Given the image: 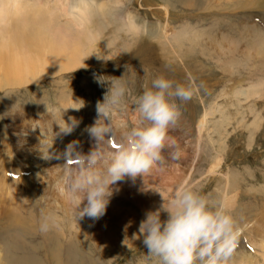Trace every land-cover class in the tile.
Listing matches in <instances>:
<instances>
[{
    "label": "rangeland",
    "instance_id": "374dc122",
    "mask_svg": "<svg viewBox=\"0 0 264 264\" xmlns=\"http://www.w3.org/2000/svg\"><path fill=\"white\" fill-rule=\"evenodd\" d=\"M15 1L27 4L28 27L37 32L29 38L60 43L64 56L77 55L74 59L76 67L63 73L51 71L52 66L47 70L36 67L33 72L37 75V82L0 88V159L8 156L12 161L9 156L11 149L8 148L11 136L6 120L17 113L31 136L38 135V128H31L36 126V120L41 123L49 120L51 124L52 119L62 125L61 119L72 117L79 122L73 129L72 138L61 133L59 125L52 122L58 133L52 147L62 154L65 137L78 141L79 134L87 132L86 126L92 125L97 118L96 104L102 102L108 90V82L98 84L94 74L104 75V79L116 77L124 84L126 93L113 117L124 120L127 125L131 124L128 114L134 112L136 98L145 86H151V81L157 76L162 75L172 81L173 86H191L193 94L190 99L175 101L179 117L167 133L168 139L175 140L181 149L189 152L186 155L199 153L195 162L194 158L189 159L191 167L185 185L193 186L211 204L224 202L230 206L237 225H240L241 235L238 247L227 264H257L258 261L262 264L260 251H256L252 244L257 238L253 229L244 231L241 226L246 219L249 223L254 221L264 209V85L262 92L251 94L250 89L251 85H257L255 83L259 79L264 81V71L250 68L244 61V52L252 51L250 45L256 36L264 37V0H199L197 6L177 1L109 0V16L96 7L95 17L85 18L81 25L69 14L68 8L82 0ZM122 16L134 17L141 29L134 32L121 30ZM147 26L158 27L154 35L145 30ZM163 27L170 29V36H163ZM182 28L185 34L180 35ZM178 30L180 32L175 33ZM196 30H201V36L193 40L195 36L192 33ZM5 35L0 22V38ZM26 50L25 54L28 53ZM72 50L75 53L70 52ZM7 53L24 54L20 45L10 48ZM30 56L38 59L41 53L35 48ZM233 60L236 62L232 63ZM229 62L232 66H227ZM47 110L53 113L52 117ZM82 142L81 139L78 141ZM109 143L112 147L115 145L113 149L119 147V141L113 136ZM12 162L15 168L10 165L14 170L12 173L7 171L5 176L16 180L18 176H24L21 174L24 169L19 167L17 159ZM75 164L73 162L72 166ZM153 184L147 188L154 190V204L161 206L163 197L160 195L165 188ZM175 186L173 192L179 187ZM25 190L29 193V189ZM166 197L168 199L170 194ZM131 201L129 197L124 200L122 195L112 193L110 206H117L121 214L124 210V216H121L124 224L121 226L118 220L110 221L103 217L105 222L101 225V232L109 240L108 247H101L102 244L89 232L93 219H87V215L78 218L79 213L74 207L65 208L57 201L59 208L53 202L49 211L37 207V213L43 212L41 219L19 210L24 220L20 224L23 225L12 227L15 225L0 221V246L3 247H0L3 249L0 251V264H9V261L10 264H27L28 258L31 264V258L38 260L39 264H145L143 258L147 249L142 243L143 237L139 233L140 239L135 241L132 235L137 230L139 232V224L145 218L142 209L146 207L141 209ZM233 201L234 208L231 206ZM160 215L163 220L167 213L161 212ZM45 217L48 218L47 231L51 240H47L40 230ZM1 257H7V260ZM150 264H155V261Z\"/></svg>",
    "mask_w": 264,
    "mask_h": 264
},
{
    "label": "clouds",
    "instance_id": "9594fccd",
    "mask_svg": "<svg viewBox=\"0 0 264 264\" xmlns=\"http://www.w3.org/2000/svg\"><path fill=\"white\" fill-rule=\"evenodd\" d=\"M120 27L123 31L134 32L141 26L134 17L122 16ZM104 77L94 74L98 84L108 82V90L102 102L96 104L97 118L85 128L95 145L89 153L83 154L77 150L78 141L74 140L65 146L62 154H56L57 157L63 155L65 160L59 177L61 194L78 211V218L87 215L98 219L104 215L113 193L110 185L126 176L132 179L143 176L153 166H163L168 159L178 158L179 145L170 139L166 143L167 133L179 117L175 101H187L193 94L191 86H173L172 81L157 76L136 98L135 120L127 125L113 120L126 88L119 78ZM47 112L52 117L53 113ZM61 120L63 125L51 119L65 135L79 123L72 117H69L70 123ZM52 122L48 127L41 124L31 127L40 129L38 149L44 159L52 158L49 149L58 135L52 131ZM114 129L121 130L119 147L115 149L109 143ZM73 162H76L74 167ZM82 202L83 208L80 207ZM161 211L167 213L163 220ZM47 220L45 217L40 224L42 232L49 227ZM139 233L147 249L143 258L145 264L152 261L155 264H227L238 247L241 230L229 205L224 202L211 204L193 186L181 185L170 199H163L159 209L145 213Z\"/></svg>",
    "mask_w": 264,
    "mask_h": 264
},
{
    "label": "bare ground",
    "instance_id": "6f19581e",
    "mask_svg": "<svg viewBox=\"0 0 264 264\" xmlns=\"http://www.w3.org/2000/svg\"><path fill=\"white\" fill-rule=\"evenodd\" d=\"M162 1H172V2L177 1L180 3L184 2V4L187 6H197L198 2H199V0H191V1H188V0H162ZM206 2H208V0H206ZM110 3L111 2L109 0H86V1L82 0L76 4L70 5L68 10H69V14L73 15L74 18H77V21L81 25L85 18H87V17L89 18L92 15L94 16L96 14V12H97L95 9L96 7H99L101 12H103V14H106L109 16V11L111 8ZM27 8L28 7H27L26 2L22 3L19 1H15V0H0V22L3 23V28L6 31V35L2 36L0 38V88L1 87H8V86L15 87V86H20V85H25V84H33V83L37 82L36 81L37 75H36V73L33 72L36 67H43L47 70L50 66H52L51 71L56 72V73L67 72L71 69H74V67H76V64H75L76 61H74V59L76 58L75 56H77V55L72 54L70 56H64V53H62L63 52V48H62L63 45H61L60 43H53L52 44V43H48V42H43V40H39V39L31 40L29 38V36L37 35V32L33 31L34 28L30 29L28 27V25H29L28 15L29 14H28ZM83 27H84V25H83ZM155 28H153V27L151 28L150 26L149 27L147 26V27H145V30L148 31L150 34H153L156 32ZM140 29H141V27H140ZM161 31H162L163 36L167 37L169 35L170 29H168L167 27H165V28L163 27L161 29ZM200 31L196 30L195 33H192V35L195 36L194 38H192L193 40H196L201 36ZM39 32H41V31H39ZM158 32H160V31H158ZM179 32H180V30H178L175 33H179ZM175 33H172V35ZM182 34H185V31L183 28L181 29L180 35H182ZM190 36H191V30H190ZM206 39H208V38L206 37ZM15 45H17V46L20 45L21 50L24 52V54L20 55V54H15V53H7V51L10 48H14ZM34 45H35V47H33ZM250 46H251L250 48L252 49V51H245L244 52V54L246 55V58H244L246 65L249 66L250 68H258V69H260V71H264V37H262L260 34H258L256 36L255 41H253ZM35 48L40 51L41 58L35 59V58H32V56H30V52L32 50H34ZM228 48L229 47H226V49H228ZM26 49L28 50L27 54H25ZM27 50H26V52H27ZM228 51L231 52V49H229ZM70 52L75 53L73 50ZM234 62H236V61L233 60L232 63H234ZM232 63L229 62V64H227V66H232ZM54 75H56V74H54ZM255 84H257V85H251V87H250V89L252 91L251 94H255L256 92H262L263 88L261 89V87H263L264 81L259 79L258 82H256ZM218 108H219V106L217 107V111H218ZM128 117H129V122L131 123L132 121L135 120V113L134 112L129 113ZM23 118H24V116H23ZM113 120L115 122H123L124 124H126V122L124 120H118L116 117H113ZM64 121H65V123L70 122L67 118H65ZM60 122L63 125V121L60 120ZM23 123L21 122V118H20V115L18 113L14 114V115H10L8 120H6V124L8 125L7 128H9V130H10L9 135L11 136L10 137V145H8V148L11 149L9 156L12 157V161L17 159V161H18L17 164L19 165V167L24 169L21 172V174L24 176H18L19 179H16V180L11 179L12 177L6 178L5 173L7 171H8V173H10V171L12 173L14 169L11 166H12V164L14 166L15 163L10 161L8 156L6 157V159H4V158L0 159V168H1L0 169V221L5 223L6 225L14 224L15 226L10 225L12 227H18L20 225H23V224H20L21 222H24V220L19 215V212H18L19 210L29 212L30 215H33L35 217L37 216L38 218L41 219L40 216L43 214V212H42V214L37 213V211H36L37 207H40L42 210L47 209V211H49L48 208L52 206V202L54 203L53 205L56 207H58V205H60L59 203L63 204V206L65 208L73 207L68 202H66V200L64 199V197L62 196L61 191H60L59 177H60L61 169H62L61 165H63V162L65 161L63 158V155H60L59 157H57L56 154H53V153H56V152L60 153V151L57 150V148L52 147L50 150V152L53 154L52 158H49V159L42 158V155L38 149L39 139H40L39 127H37L38 128V135L37 136H31L29 134V132H27V130H25ZM37 124H41L43 127H48L50 125L49 120H46L43 123H41L39 120H36V125ZM51 127H52V131L54 133H56L57 128L53 127L52 125H51ZM75 128H77V126ZM25 133H26V135H25ZM86 133L87 132H85L83 134H79V135H81L80 138L76 137L78 141L80 139L83 141L82 143H78V145H77V147H79L78 151L82 152L83 154L89 153L91 151V149L93 148V146L95 145L94 139L91 138L89 136V134L86 135ZM68 135L71 136V138L74 137L73 131ZM112 136L115 138V140L120 142L121 130L120 129H114ZM207 136H208V134H207ZM71 138L65 137V140H64L65 142L63 145L66 146L69 142H71L72 141ZM168 138H169V136L166 139V143L169 140ZM176 143L179 145V155H178L177 159H175V160L168 159L166 164L163 166H153L149 170L148 176L137 175V177H135L134 179L126 176L124 179L117 181L115 184L110 185V187L113 189L114 194L115 195H122L124 200L129 197L132 200L131 203L133 202L132 204L136 203L138 206L141 207V209H142V207H146L147 208L146 211H155V210L159 209L160 206L156 203L154 204V201L156 200V197L153 193L154 190L152 192V189L151 188L148 189L147 187L150 186L151 183H154L155 185L157 184L159 186L164 187L165 192L160 196H162L163 199L167 201L169 198H171L173 190L176 187L175 185L179 186L180 183H182V185H185L186 177H188L187 172L191 167V165L188 163V162H190L189 159L194 158V162H195V158H198V155H199V153L197 152L196 149H195V151L197 153L194 152L192 154L190 152L191 156H188V154L186 155V153H189V152H186L187 150L181 149L182 147H180V144L178 142H176ZM56 147L59 148V146H56ZM60 148H62V147H60ZM162 151L165 153V155H167V153H166L167 149H164ZM75 165H73V167ZM14 168H15V166H14ZM19 182H20V184H19ZM23 183H24V185H23ZM25 188L29 189L28 190L29 193H27V190H25ZM223 188H224L223 190H225V186ZM169 194H170V197L168 199H165V198H167L166 196ZM224 195L226 196V192H224ZM56 201L58 202V205H57ZM127 202H129V201L127 200ZM83 204H84V202H82V204L80 206L81 208H83ZM32 205L36 206V208H33ZM110 205H111V203H108L104 215L98 219H93V218L87 216V219H89V220L93 219L91 221V227H90L91 230L89 232L92 233L93 237L95 238L96 241H98V243L102 244L101 247L102 246H106V247L109 246L108 238L104 237L103 233L101 232L102 231L101 225L105 222L102 220H104V218H106V220H110V221H113L116 219V220H118L117 222L119 223V225H121V223L124 224V222H123L124 220H122V218H124V217L121 218V216H124L123 215L124 210L122 211L123 214H121V210H119L117 208V206H116V208H114L115 206L112 207ZM156 205L158 207H156ZM231 206L233 208L235 207L234 201L231 202ZM146 208L142 209L144 211V215L146 213V211H145ZM47 211H45V213ZM263 211H264V209H263ZM263 211L257 216V218L254 221H250V223H249V221H246L247 219L244 220L243 225L241 226L244 229V231H248L249 228L253 229L252 232H254V234L257 238H256V240H255V238L253 239L252 244L254 247H256V251H258V250L260 251V256H262V261H263L262 264H264V212ZM34 212H36V213H34ZM161 212H163V211H161ZM24 216H26V215H24ZM72 217H74V216H72ZM72 217H70V218H72ZM53 218L55 219L56 217L53 216ZM62 218H63V216H62ZM70 218L68 220H70ZM249 220H250V218H249ZM35 221H38V220L36 219ZM73 221H75V220L73 219ZM53 224H55V223L53 222ZM24 225H26V224H24ZM10 226H8V227H10ZM69 226H72V225H69ZM50 227H53V226L50 225ZM78 227H80V226H78ZM259 227L261 228V230ZM16 230H18V229H16ZM131 231H133V230H131ZM43 232L46 235L47 240L50 239L49 232L48 231H43ZM91 233H89V234H91ZM248 233L250 234V232H248ZM12 234H14V233H12ZM132 236L134 237L135 241H138L140 239L138 230H137V232H134V234ZM252 236L253 235H251V237ZM17 239L19 240L20 238H17ZM14 241H16V240L14 239ZM0 247H2V246H0ZM2 250H0V251H2ZM1 253L3 254L4 252H1ZM21 254H23V253H21ZM3 258H5V257H3ZM12 258H14V257L12 256ZM242 258H244V257H242ZM5 259L7 260V257ZM23 260H25V258H23ZM256 260H258V258H256ZM18 261L20 262V260H18ZM31 261H33V264L34 263L39 264V261L34 259V258L33 259L31 258ZM10 262L11 261H9V264H10ZM29 262H30V260L28 258L27 264H31ZM56 262H57V260H56ZM257 264H260V262L258 261Z\"/></svg>",
    "mask_w": 264,
    "mask_h": 264
},
{
    "label": "snow or ice",
    "instance_id": "6c2138e0",
    "mask_svg": "<svg viewBox=\"0 0 264 264\" xmlns=\"http://www.w3.org/2000/svg\"><path fill=\"white\" fill-rule=\"evenodd\" d=\"M113 147H115V145H113Z\"/></svg>",
    "mask_w": 264,
    "mask_h": 264
}]
</instances>
